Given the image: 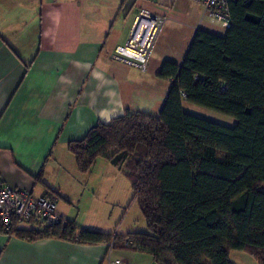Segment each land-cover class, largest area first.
Masks as SVG:
<instances>
[{"label":"trees","instance_id":"1","mask_svg":"<svg viewBox=\"0 0 264 264\" xmlns=\"http://www.w3.org/2000/svg\"><path fill=\"white\" fill-rule=\"evenodd\" d=\"M224 36L198 30L180 65L163 62L170 82L157 117L127 113L68 144L85 175L99 158L121 169L146 233L105 234L72 222L6 235L113 242L176 264H232L231 251L264 264V0H234ZM183 102L235 119L225 127L183 111ZM130 241L131 247L122 245Z\"/></svg>","mask_w":264,"mask_h":264},{"label":"crops","instance_id":"2","mask_svg":"<svg viewBox=\"0 0 264 264\" xmlns=\"http://www.w3.org/2000/svg\"><path fill=\"white\" fill-rule=\"evenodd\" d=\"M142 11L166 26L144 73L112 60ZM212 25L219 24L196 0H0V184L73 203L90 172H78L68 144L127 113L157 117L170 88L157 77L162 63L180 65L198 30L224 36L225 29L221 35ZM104 163L110 175L122 171L106 158L95 165ZM67 212L56 211L64 221ZM162 263L176 264L171 257ZM0 264L159 263L149 253L107 243L29 242L0 231Z\"/></svg>","mask_w":264,"mask_h":264},{"label":"rangeland","instance_id":"3","mask_svg":"<svg viewBox=\"0 0 264 264\" xmlns=\"http://www.w3.org/2000/svg\"><path fill=\"white\" fill-rule=\"evenodd\" d=\"M165 27L163 26L162 32L166 30ZM210 29L221 35L224 33V29L219 25H212ZM183 111L225 127H233L236 123L231 117L191 104H185ZM106 166L107 163L100 166L94 164L90 174L83 179L84 183L80 185L78 193L74 194V202L67 204L58 200L56 211L63 207L66 212L68 211V221L81 228H101L111 231L109 232L111 234L123 235L146 233V223L138 203L133 200L129 180L122 171L117 169L114 174H108L105 170ZM229 257L232 264H258L245 252L231 251Z\"/></svg>","mask_w":264,"mask_h":264},{"label":"built area","instance_id":"4","mask_svg":"<svg viewBox=\"0 0 264 264\" xmlns=\"http://www.w3.org/2000/svg\"><path fill=\"white\" fill-rule=\"evenodd\" d=\"M203 8L205 16L211 23L219 24L227 30L231 24L229 4L234 0H196ZM164 19L142 11L135 20L127 43L115 50L112 60L131 66L140 72L147 71V64L155 38L164 25ZM129 51L132 55H126ZM57 198L52 194L34 198L26 191L13 189L0 184V227L8 233L14 224L24 225L30 229L45 230L64 225V220L56 213ZM114 243L108 244L109 249ZM131 247V242L122 243Z\"/></svg>","mask_w":264,"mask_h":264},{"label":"bare ground","instance_id":"5","mask_svg":"<svg viewBox=\"0 0 264 264\" xmlns=\"http://www.w3.org/2000/svg\"><path fill=\"white\" fill-rule=\"evenodd\" d=\"M118 52H123V50H121L120 48L118 49ZM126 55L131 56L132 54L129 51H125Z\"/></svg>","mask_w":264,"mask_h":264}]
</instances>
